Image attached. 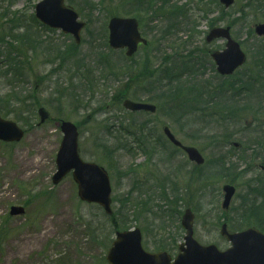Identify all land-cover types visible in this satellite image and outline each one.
Listing matches in <instances>:
<instances>
[{
  "label": "rangeland",
  "instance_id": "obj_1",
  "mask_svg": "<svg viewBox=\"0 0 264 264\" xmlns=\"http://www.w3.org/2000/svg\"><path fill=\"white\" fill-rule=\"evenodd\" d=\"M37 1L15 0L11 5L21 28L13 29L11 19L0 17V53L5 56L11 48V55L21 54L19 60L26 67V74L16 80L0 77V113L27 131L20 143L0 141V264H109L106 255L116 230L134 227L142 230L147 251L166 249L175 257L186 235L181 218L187 207L196 215L195 239L204 245L230 246L220 233L224 222L233 231L252 226L264 232L262 222L246 211L256 197L253 188L264 180V146L253 151L251 145L257 136H264V101L260 103V94L255 93L259 89L264 94V58L259 52L264 42L251 32L255 23L264 21L258 0H235L230 9L218 7L215 0H172L188 9L187 18H179L174 35L162 40L167 21L156 12H125L133 0H67L88 24L79 46L60 29L32 22ZM144 2L155 10L157 0ZM112 15L137 16L140 30L152 41L151 48L139 49L134 63L125 59L124 51L109 53ZM228 23L249 59L223 79L208 52L223 49L225 41L209 44L205 37L213 26ZM27 33L32 37L25 40ZM54 48L73 56H56ZM103 53L108 55L106 65L98 63ZM147 56L151 68L145 73ZM166 61L174 68L185 62L188 67L179 82L164 87L152 74L159 65L164 69ZM1 68L7 69L5 64ZM116 94L154 103L158 112L132 114ZM41 106L50 112V119L39 125ZM54 118L77 123L83 160L109 171L116 221L100 206L80 200L72 173L58 185L52 183L63 137ZM147 121L156 136H162L164 156L173 155L172 160L164 161L162 155L135 145L132 151L119 147L128 145L129 139L121 124L136 131ZM165 125L185 144L201 150L206 157L203 166L189 162L166 142ZM236 140L241 148L232 146ZM227 183L234 184L237 193L225 211L222 186ZM13 204L26 208L24 216H9Z\"/></svg>",
  "mask_w": 264,
  "mask_h": 264
},
{
  "label": "water",
  "instance_id": "obj_2",
  "mask_svg": "<svg viewBox=\"0 0 264 264\" xmlns=\"http://www.w3.org/2000/svg\"><path fill=\"white\" fill-rule=\"evenodd\" d=\"M234 0H221V3L230 7ZM37 16L44 22L53 27H62L66 33H73L76 42L81 41V29L85 26L84 22H78V13L65 6L64 0H44L37 5ZM139 22L136 18L113 17L109 25V42L112 48H127V55L133 56L139 43L148 44V40L141 37L138 30ZM258 35L264 34V24L256 27ZM227 38V49L221 52H215L213 58L216 60L218 70L222 74H233L239 66L243 65L247 57L242 51L238 42L231 37V27H220L213 29L208 35L210 42L216 38ZM126 108L132 111L145 110L156 111L153 104L134 102L127 99L124 104ZM40 118L45 122L48 113L41 108ZM61 130L65 133L62 145L59 149L57 161L58 171L53 181L54 184L60 182L71 169H74V179L79 183L80 197L89 202L101 203L107 213H111V182L107 171L98 164L84 162L80 159L78 151V129L75 124L69 121H63ZM176 145L181 143L170 132L165 129ZM24 136V132L19 129L16 123L5 121L0 117V138L5 141H19ZM185 150L192 161L197 164H203L205 158L200 154L196 147H185ZM225 200L223 208L228 209L236 188L227 184L224 186ZM24 209L13 207L12 215L22 214ZM183 226L186 229V244L180 246L181 253L176 257L175 262H171V256L165 253L150 254L143 250L141 241L142 234L137 228L132 231L118 232L117 239L112 244V249L108 254V260L111 264H264V234L256 229L231 234L228 232L226 224L222 226V233L228 240L232 241V247L227 251H218L215 245L202 246L193 238L194 214L190 209H186L183 216ZM187 246V247H185Z\"/></svg>",
  "mask_w": 264,
  "mask_h": 264
},
{
  "label": "trees",
  "instance_id": "obj_3",
  "mask_svg": "<svg viewBox=\"0 0 264 264\" xmlns=\"http://www.w3.org/2000/svg\"><path fill=\"white\" fill-rule=\"evenodd\" d=\"M1 1H4V0H1ZM154 1L155 0H150V3L154 2ZM133 6L137 11L136 13L140 14V12H143V9H142L143 5L141 3V0H134ZM155 6H156L155 11H156V13H158L159 17H162L165 20H168L167 25L165 27V31H163L164 32L163 38H166L168 32H171L172 29L174 28V25H176L175 22H172L171 17L177 18V17L181 16V17L187 18L186 17V13H187L186 9L183 7H179L178 5H172L171 0H157V5H155ZM110 52H111V54H113L115 51L110 50ZM67 55L71 56L72 54H67ZM135 58L128 59V60L133 61V63H134ZM148 59H150V58L147 56L146 60L144 61V65H143V72H145V73L147 70H150V68H151V62H149ZM107 60H108V55L103 53L99 56L98 63L104 65ZM160 69H161V67L157 68V70L154 71L155 73H158V77L156 79L157 81L155 80L156 81L155 83L161 84V85L165 84L164 87L168 86L169 83H171L172 81L179 82V79L183 73L182 71L179 70L180 67L177 69H174V67H172L170 63L167 64V62H166V67L159 72ZM112 70H114V69L112 68ZM149 73H151V72H149ZM18 74H20V73L19 72L17 73V71H15L14 76H17ZM176 90H180V87H177ZM164 94H168V93H164ZM167 97L171 98L172 96L169 93ZM116 98L121 102L125 97H123L120 94H116ZM145 124L146 123L139 124L140 127H139L138 136H137L138 138L135 137V139H137L136 144H137L138 148H143V149H144V146L147 147V145H149V143L145 140V134H146L145 133L146 132L145 131L146 130ZM128 129L129 128H126V130H125L127 133H128ZM263 140H264V137H262V136L255 138L254 145H253V143H251L252 146H255V145L257 146V148L254 151H257L258 148L262 147ZM257 155H258V153L255 154V157H254L255 159H257ZM261 156H263V158H264V154L261 153ZM254 192H261L262 193L261 196L263 197V200L260 202V205H257V203L252 202V204H250L248 206L249 210H246V211L249 214H252L253 213L252 211H254V213L256 212V214H259L260 220L261 219L264 220V181H262L261 184H259V187L253 188L252 193H254ZM256 205H257V207H255ZM250 212H252V213H250ZM261 213H263V214H261ZM261 225L264 226V223ZM162 246H164V244H162Z\"/></svg>",
  "mask_w": 264,
  "mask_h": 264
},
{
  "label": "bare ground",
  "instance_id": "obj_4",
  "mask_svg": "<svg viewBox=\"0 0 264 264\" xmlns=\"http://www.w3.org/2000/svg\"><path fill=\"white\" fill-rule=\"evenodd\" d=\"M27 166H28V165H27V164H25V167H27ZM23 167H24V166H23ZM23 167H22V168H23Z\"/></svg>",
  "mask_w": 264,
  "mask_h": 264
}]
</instances>
